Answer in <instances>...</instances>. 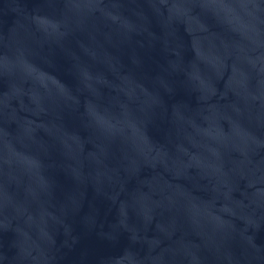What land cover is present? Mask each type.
I'll list each match as a JSON object with an SVG mask.
<instances>
[{
    "label": "water",
    "instance_id": "1",
    "mask_svg": "<svg viewBox=\"0 0 264 264\" xmlns=\"http://www.w3.org/2000/svg\"><path fill=\"white\" fill-rule=\"evenodd\" d=\"M0 264H264V0H0Z\"/></svg>",
    "mask_w": 264,
    "mask_h": 264
}]
</instances>
